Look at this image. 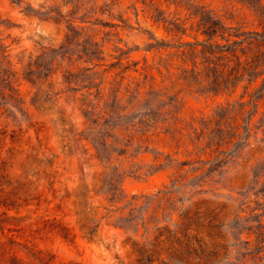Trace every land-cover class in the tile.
I'll return each instance as SVG.
<instances>
[{
    "label": "rangeland",
    "instance_id": "1",
    "mask_svg": "<svg viewBox=\"0 0 264 264\" xmlns=\"http://www.w3.org/2000/svg\"><path fill=\"white\" fill-rule=\"evenodd\" d=\"M149 3L0 0V264H264V71L217 89L177 45L245 39L264 0Z\"/></svg>",
    "mask_w": 264,
    "mask_h": 264
},
{
    "label": "trees",
    "instance_id": "2",
    "mask_svg": "<svg viewBox=\"0 0 264 264\" xmlns=\"http://www.w3.org/2000/svg\"><path fill=\"white\" fill-rule=\"evenodd\" d=\"M150 1V7L153 9V12L162 11L160 10V4H158V0H148ZM209 22H207L206 25H208ZM199 24V23H198ZM211 29V28H210ZM209 28H205L201 32L204 35H207V38L204 39V41H195V42H189V41H180L178 42L179 47H183L180 52H185L187 49H185V46H188V49L190 50H196V46L203 45L208 46V49L202 48V51L205 52L208 57L205 59L203 64L206 65V67L211 68L213 73L208 78L207 81H210L211 85L215 86L217 89H224L227 90L230 87L232 88L235 85V82L238 81L241 78H245V80L253 81L257 80V78L261 75L262 71H264V29L257 30V31H249L247 32L246 38L239 40V41H231L224 45H219V43H216L213 40V36L215 37V32H208L212 31ZM62 39H59V42L54 45L50 44L46 50L49 53L50 58L53 60L54 55L61 54L65 52H58L59 51H65V49H68L67 45L69 42L68 36L63 35L61 37ZM174 38V37H173ZM197 40V37H195ZM181 40V39H180ZM3 38L0 34V54L6 55L9 52L8 45H4L2 42ZM159 45L163 42H157ZM170 43V42H169ZM165 44L166 46L169 44ZM173 44H176V42H173ZM153 44H150L152 47ZM50 46H58L57 49L50 48ZM7 47V49H6ZM44 49L43 46L39 47L38 51L42 52ZM239 52V53H238ZM8 56V55H7ZM17 62L20 67L18 71L20 70L23 74L24 80L29 84L31 88L36 87L35 81L38 80H32L31 78H28L26 75H34V73L40 68L37 59H39V56L34 55V53L30 52L28 54L25 53V51H20L17 55ZM168 61L170 59V56L167 57ZM166 62V64L163 65H156L154 63L153 65H150V68L148 69H155L159 76H162V78H169L172 79L173 87L172 90L173 93L171 94V98L174 100L179 99V95L181 93L180 87H188V85L184 86L182 83L183 77L182 76H175L174 69H178L176 66V63L174 61L176 60H170L169 62ZM194 63V62H193ZM15 65V64H14ZM199 65H201V62H195L193 64L194 68H197ZM51 65L47 66L46 69L50 70ZM1 72V70H0ZM148 74V72H147ZM47 78L49 76H46ZM150 78V77H149ZM151 81L149 83H145L142 85H139V92H141V89L143 91V94L145 95H151L152 91H154V88L156 87L155 78H150ZM20 85V83L18 84ZM142 87V88H141ZM141 88V89H140ZM146 89V90H145ZM220 90V91H222ZM219 92L218 90H216ZM216 92V93H217ZM220 93V92H219ZM61 123L64 122L63 118H59ZM147 120V119H145ZM140 125H143L144 121L139 122ZM141 142L147 140V134L143 133L142 136H139V139ZM226 143V142H225ZM231 144V142H229ZM214 152V150H211Z\"/></svg>",
    "mask_w": 264,
    "mask_h": 264
}]
</instances>
